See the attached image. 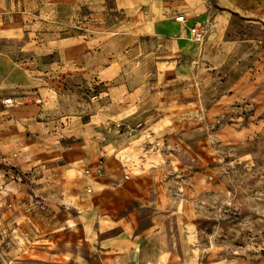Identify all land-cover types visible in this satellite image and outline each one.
Listing matches in <instances>:
<instances>
[{
	"label": "rangeland",
	"instance_id": "rangeland-1",
	"mask_svg": "<svg viewBox=\"0 0 264 264\" xmlns=\"http://www.w3.org/2000/svg\"><path fill=\"white\" fill-rule=\"evenodd\" d=\"M9 7L22 29L13 53L20 73L5 84L20 133L34 141L26 169L0 160V264H98L110 255L106 246L91 253L90 217L72 222L81 211L68 196L88 200L95 191L50 180L64 162L60 151L83 142L103 147L94 166L81 165L87 179L121 169L147 191L168 194L169 216L140 238L145 251L129 264H264V0ZM182 14L186 22L176 19ZM100 161L105 172L88 176ZM59 192L68 196L45 198ZM154 208L139 206L138 230L152 223Z\"/></svg>",
	"mask_w": 264,
	"mask_h": 264
},
{
	"label": "crops",
	"instance_id": "crops-1",
	"mask_svg": "<svg viewBox=\"0 0 264 264\" xmlns=\"http://www.w3.org/2000/svg\"><path fill=\"white\" fill-rule=\"evenodd\" d=\"M9 1L0 0V160L8 162V164L15 166L18 170H20L19 168H23L24 170L28 167V158L32 156L31 150L33 149L34 139H24L22 133H20V122H23V120H20L18 107L5 106L2 103L5 97H12L11 93H9V91L12 92V86L11 84H5V81H11L12 83V81L18 79L20 73L18 56L13 53L19 48V38L22 29L19 27V22L11 15L14 14V10L9 7ZM126 1L118 0L122 5ZM141 30V32H147L146 27ZM165 30L172 31L171 27L167 26L164 29L163 26L152 27V32H165ZM7 48H10L9 52L6 50ZM95 55H99V52H95ZM29 107L30 105L24 106V108ZM26 119L28 120V118ZM101 148L103 147H100L96 143L83 142L81 145H72L71 147L62 149L58 158L63 159V164L52 166L50 169V172H52L50 180L68 186L74 185L75 187L86 184L92 191H95L92 197L85 200L82 193L79 192H75L69 196L64 193L62 195L59 192L58 199H52L48 194L45 195V198L50 203H55L62 196H68L70 204L81 211L79 215L72 216V222L74 223H76V220L82 221L90 217L88 218V220L90 219L89 222L85 223V228L89 232L91 241H96V244L93 243L91 247V253H95V251L102 252L103 250H101L100 246H106L105 252L110 253L107 256L101 255L102 260L98 264H129L133 258L136 259L138 257V251H145L144 241L140 238L145 236L146 239L147 236L158 233L159 227L162 226L160 220L169 216L170 212L166 209L169 197L167 196V192L165 195L163 193L154 194L149 192V190L147 191L149 187H145L142 181H134L131 178H128L129 180L125 179L123 170L121 169L112 171V169L106 168V172L103 175L93 180L87 179L82 175L81 165L87 167L94 166L99 160L98 157L102 152ZM10 181L14 183L13 180ZM134 184L137 185L135 186ZM154 184L156 185L154 182L151 184V189L155 188ZM105 196H108V198L101 201ZM135 200L140 202L139 206L155 205L151 214L152 223L142 230H138V224L134 223L140 219L139 206H133L134 208L128 209V212L119 214L127 205L135 204ZM88 214L90 216H87ZM105 233H107L109 240L103 237ZM95 236L100 237L98 241L94 240ZM125 239L127 242H130L129 248H124L121 243ZM122 248L125 250L122 251ZM82 250L83 248L80 243L74 244V253L78 252L82 255ZM117 251L124 252V255L112 254ZM75 263L79 264V261L75 259ZM142 264L151 263L146 261Z\"/></svg>",
	"mask_w": 264,
	"mask_h": 264
},
{
	"label": "built area",
	"instance_id": "built-area-1",
	"mask_svg": "<svg viewBox=\"0 0 264 264\" xmlns=\"http://www.w3.org/2000/svg\"><path fill=\"white\" fill-rule=\"evenodd\" d=\"M178 21H181V22H185L186 21V17L185 15H178L177 18H176ZM190 32H191V35L194 39H199V37L201 36V33L198 29V27L196 26H193L190 28ZM2 103L5 105V106H14L15 105V99L12 98V97H5L3 100H2ZM105 172V169H104V166L102 165V162L100 161L98 163V165L95 166L94 169H92V171L90 169H87L85 171V173L88 175V176H91L92 173H95L96 175H101ZM126 177H128V175H126ZM89 191H91V188H89Z\"/></svg>",
	"mask_w": 264,
	"mask_h": 264
}]
</instances>
